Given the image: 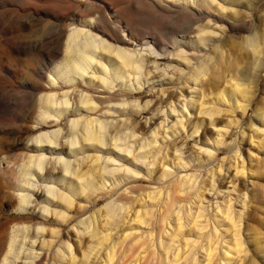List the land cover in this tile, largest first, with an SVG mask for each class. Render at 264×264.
Wrapping results in <instances>:
<instances>
[{
    "label": "rangeland",
    "instance_id": "1",
    "mask_svg": "<svg viewBox=\"0 0 264 264\" xmlns=\"http://www.w3.org/2000/svg\"><path fill=\"white\" fill-rule=\"evenodd\" d=\"M79 20L92 21L94 33L113 45L123 36L146 42L191 68L180 72L183 67L168 58L159 73L144 71L149 76L142 81L172 75L178 82L184 74L188 80L180 94L165 81L146 98L119 91L112 100L127 102L125 109L102 117L106 149L80 153L113 160L126 171L115 176L117 188L110 180L108 188L74 199V208L86 206L87 217L86 238L80 246L70 240L77 264H264V0H0V161L34 153L22 142L42 121L37 100L52 92L53 67ZM214 71L220 74L212 82ZM178 98L186 110L171 132L159 127L165 115L145 125ZM59 127L70 131L68 119ZM54 129L47 124L37 132ZM127 146L128 159L109 151ZM58 148L68 150L63 142ZM2 167L0 238L15 224L29 223L45 226L46 237L56 231V240H67V226L16 211L9 196L13 176ZM57 247L37 264H61Z\"/></svg>",
    "mask_w": 264,
    "mask_h": 264
},
{
    "label": "bare ground",
    "instance_id": "2",
    "mask_svg": "<svg viewBox=\"0 0 264 264\" xmlns=\"http://www.w3.org/2000/svg\"><path fill=\"white\" fill-rule=\"evenodd\" d=\"M78 25L80 27L73 26L69 29L63 43L62 59L53 67L55 77L52 79L50 77L51 81L48 83L52 92L40 95L37 100L42 121L33 124L30 128L33 134L22 142L24 150L34 153L25 154L13 162L7 158L0 161L3 165L2 171L9 173L10 179L13 176L8 186L9 196L12 195L17 203L16 211L39 213L48 224L67 226V240H56L58 239L54 236V233L58 234L56 231L49 233L50 237H46V228L43 225L15 224L5 239L0 238V248L3 246L0 264H37L43 257L46 260L45 256L48 257L56 246L58 247L54 254L56 258H60L61 264L78 263L72 253L70 240L76 241L80 246L86 238L87 226L86 228L83 226L87 223V217H82L86 206L74 208V199L81 197L84 191L96 192L100 188L103 190L108 188L110 180L114 182V188H117L119 185L115 183V176L126 171V167L113 160L102 159L100 155L90 160L80 153L88 147L99 148L98 153L106 149L103 146L107 127L102 117L117 114L125 109L127 102L118 104L112 100L120 96L119 91L146 98L152 95L154 92L152 89L159 81H165L163 79L142 81L150 74L148 68H152L154 74H157L162 70L160 69L162 62L168 58V62H175L183 67L180 72L189 73L191 68L176 57L162 56L146 42L134 43L123 36L116 41L119 45H113L101 35L94 33L92 21L79 20ZM259 39L264 44V28L259 31ZM197 43L198 41L196 45ZM211 43L214 47L218 45L217 41ZM139 44L140 49L136 48ZM176 44L179 45L178 42ZM202 49L206 50V47ZM195 58L193 56V59ZM168 70L170 72V66ZM144 71L149 74L145 75ZM262 73L256 75L257 81ZM185 74L178 78V82L172 75H167L165 82L180 94L184 90V82L188 80ZM219 74L213 72L212 82L218 80ZM66 86L72 89L64 90ZM60 89L62 91L57 93ZM91 90L95 96L89 93ZM185 92L190 93V90ZM185 108L184 100L178 98L174 104L170 102L169 107H162L157 116L147 120L145 125L150 126L159 116L165 115L167 119L160 122L159 127L163 126L165 132H171L172 127L182 121L183 116L180 113L184 112ZM248 108L250 104L246 106L245 111ZM170 117L175 120L166 125ZM64 118L68 119L70 128V131L65 133L59 127ZM47 124L54 126L55 129L37 132L38 128ZM154 131L155 134L156 129ZM80 141L83 143L81 146ZM60 142L68 146L67 151L64 148L59 150ZM128 150L130 152L127 146L124 149L111 148L109 151H115L119 156L128 159ZM86 163L88 170L84 171L82 168ZM97 180L100 187H94ZM96 236L97 234L91 237ZM58 237L60 238L59 235Z\"/></svg>",
    "mask_w": 264,
    "mask_h": 264
}]
</instances>
